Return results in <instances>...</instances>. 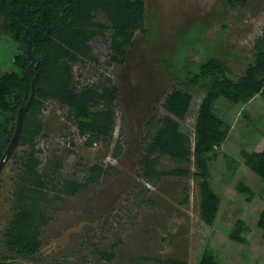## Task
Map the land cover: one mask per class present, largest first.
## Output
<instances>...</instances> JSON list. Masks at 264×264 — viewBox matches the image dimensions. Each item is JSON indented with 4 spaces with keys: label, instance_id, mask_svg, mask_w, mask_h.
<instances>
[{
    "label": "rangeland",
    "instance_id": "1",
    "mask_svg": "<svg viewBox=\"0 0 264 264\" xmlns=\"http://www.w3.org/2000/svg\"><path fill=\"white\" fill-rule=\"evenodd\" d=\"M144 9L142 29L131 33L122 53L116 55L111 48L115 31L106 13L97 9L91 13L92 21L104 28L87 41L88 55L61 58L66 60L74 91L92 87L112 96L111 129L106 135L83 130L65 104L41 100L35 156L38 170L47 174L43 179L50 196L56 197L47 206L50 220L41 229L36 259L9 257L12 264H165L172 258L196 264L205 248L217 264H264V231L257 226L264 207V182L241 155L242 148L264 150V99L259 94L246 104L223 98L215 104V113L232 123L226 140L209 154L208 183L220 199L209 228L200 219L201 179L194 175L191 156L176 161L156 149L150 158L159 175L151 180L144 177L140 162L149 135L166 113L161 105L178 84L192 96L180 130L193 147L196 109L204 89L183 85L186 61L198 60L199 55L180 33H201L207 44L203 41L204 48H199L202 57L209 46L227 61L229 77L236 80L255 59L254 45L264 31V0L235 5L227 0H144ZM22 52L10 35H0V74L15 70L13 55ZM53 61L59 62L56 57ZM94 100L88 109L91 116L108 109L105 98ZM25 150L29 147L18 143L1 172L0 238L13 209L12 191ZM93 165L102 172L97 182H86ZM178 168L186 173L175 174ZM64 180H75L76 189L59 193ZM239 182L252 193L239 190ZM238 221L239 239H234ZM102 254L111 257L103 259Z\"/></svg>",
    "mask_w": 264,
    "mask_h": 264
},
{
    "label": "trees",
    "instance_id": "2",
    "mask_svg": "<svg viewBox=\"0 0 264 264\" xmlns=\"http://www.w3.org/2000/svg\"><path fill=\"white\" fill-rule=\"evenodd\" d=\"M242 1L244 0H227V4L235 5ZM2 6L13 17L4 13L0 15V35H10L23 52L13 55L15 70H6L0 74V156L12 135L17 109L26 103L29 96L30 80L33 77V73L27 70L29 60L26 56V46L21 40L23 28L14 19L27 28L26 37L30 40L32 54L36 58L33 69L38 74L34 98L23 117L18 142L27 145L29 150H25L20 158L17 187L12 191L13 209L0 238V264H12L7 261L9 257L36 259L42 246L41 229L50 220L47 206L56 197L50 196V190L43 179L47 174L38 170L39 160L35 156L34 139L40 127L37 114L42 104L41 100L55 99L65 104L77 126L83 130L93 129L97 134L106 135L111 129L112 96L98 93L92 87L74 91L70 84L71 75L66 60L61 58L72 59L78 54L88 55L87 41L104 28L103 24L92 21L91 13L97 9H102L106 13L111 22L110 26L115 31L111 36V48L116 55L122 53L131 33L136 29H142L145 9L144 0H4ZM187 33L183 31L180 34L184 42L193 45L194 48L196 46L195 51L199 59L192 60L193 62L186 61L189 66L183 85H198L204 89L196 109L193 147L191 149L187 145V133L180 130L192 107V96L183 92L178 84L172 87V91L167 94L161 105L166 113L160 118L161 123L155 127L153 133L148 132L150 142L145 153L141 155L140 162L144 177L151 180L154 175H159L150 158L156 149L176 161L187 160L191 156L196 169L194 175L201 179L200 219L204 226L209 228L214 222L220 202L218 195L208 183L211 160L209 154L226 140L232 123L229 120L227 123L224 122L215 113V104L221 98L231 104H246L257 94L264 99V31L263 36L257 39L254 45L255 59L236 80L229 77L227 61L222 60L209 46L205 47L208 53L202 57L204 54L199 48L203 47V41L206 40L201 33L186 35ZM196 37L200 39L197 45ZM54 57L59 62L53 61ZM112 59H116V56L113 55ZM95 98H105L109 106L107 110L95 112L91 116L88 109L95 104ZM244 116L249 117L247 114ZM10 125L11 128H8ZM241 155L245 165L264 182V150L247 151L242 148ZM101 172L100 166L93 165L84 179L86 182H97ZM174 173L186 171L178 168ZM77 185L75 180H64L59 183L58 192H72ZM237 188L252 193V190L242 182L238 183ZM239 223L240 221L236 225V232L232 234L234 239H239ZM257 226L264 231V207L259 213ZM101 256L103 259H109L111 254ZM164 263L186 264L176 258L166 260ZM196 264L217 263L205 248Z\"/></svg>",
    "mask_w": 264,
    "mask_h": 264
},
{
    "label": "water",
    "instance_id": "3",
    "mask_svg": "<svg viewBox=\"0 0 264 264\" xmlns=\"http://www.w3.org/2000/svg\"><path fill=\"white\" fill-rule=\"evenodd\" d=\"M3 1L4 0H0V15L2 13L4 14H9L7 13L4 9H3ZM11 17H13L11 14H9ZM15 22L23 28V33L21 36V40L23 41V43L26 46V56L27 59L29 60V63L27 65V70L31 73H33V77L30 80V92H29V96L26 100V103L20 107H18L17 112H16V118H15V124H14V128H13V132L12 135L9 139V142L6 146V148L4 149L3 153L0 156V176H1V172L2 169L4 167V164L6 163V161L8 160V158L10 157V155L12 154V152L14 151L15 147L17 146L19 139H20V134H21V129H22V121H23V117L25 115V113L27 112L33 98H34V86H35V82L38 78V74L37 72L34 71L33 66L36 62V58L35 56L32 54V50H31V45H30V40L26 37L27 35V28L23 25H21L20 22H18L17 19H14Z\"/></svg>",
    "mask_w": 264,
    "mask_h": 264
},
{
    "label": "flooded vegetation",
    "instance_id": "4",
    "mask_svg": "<svg viewBox=\"0 0 264 264\" xmlns=\"http://www.w3.org/2000/svg\"><path fill=\"white\" fill-rule=\"evenodd\" d=\"M16 118V117H15Z\"/></svg>",
    "mask_w": 264,
    "mask_h": 264
}]
</instances>
